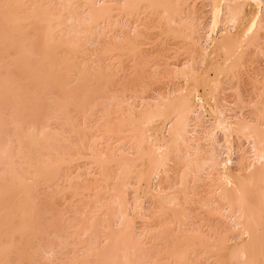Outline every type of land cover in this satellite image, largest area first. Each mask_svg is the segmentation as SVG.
Returning a JSON list of instances; mask_svg holds the SVG:
<instances>
[{
    "label": "rangeland",
    "instance_id": "1",
    "mask_svg": "<svg viewBox=\"0 0 264 264\" xmlns=\"http://www.w3.org/2000/svg\"><path fill=\"white\" fill-rule=\"evenodd\" d=\"M86 1L94 3L95 8L101 4L96 0H77L72 8L75 17L82 19L85 16L83 4ZM170 1L174 4L175 9L183 11L181 19L177 21L185 26L184 29L180 27L183 37L174 34L179 31L178 24H165L161 18L144 9H140L139 13H134L131 16H116L114 17L116 23L112 31L108 32L104 29L105 26L100 25L99 29L102 30L103 36L97 38L96 30L93 29L94 38L84 43L79 53L70 55L64 48L56 51L58 59L59 57H70V82L67 87L36 82L38 79L34 80V78L30 81V76L26 78L25 72H20L22 67L17 66L19 59L23 62L26 57L22 59L16 50L0 47V79L6 77L12 79L15 83L14 89L27 93L31 99L28 100L32 102V106L28 100L26 103L28 102L29 105L22 101L20 104H26V106H18L20 109L18 115L21 116V121L18 120V123L20 121L23 124L19 125L22 128L17 125L20 130L18 127L15 130L14 120L18 116L16 115L18 109L13 110L15 108L11 103L13 100L5 101L0 106V143L6 145L12 155L17 156L19 153L24 158L15 157L16 171L26 170V162L35 164L47 157L53 160L58 157L65 160L58 165L52 180L35 181L29 176H25V184L29 187L28 200L34 210L29 220L30 227L27 226L22 232L16 231L11 240H1L4 253L0 249V255L5 254L8 264H93L95 261L93 255H96L98 250L100 253L106 248L107 242H105L104 236L110 231L120 230L121 227L119 228L114 223L113 214L114 210L117 211L114 209L116 206L114 204L112 206L110 197L108 198L114 194L113 189L110 191L111 187L113 188L117 184V167L109 166L104 169L105 173L95 165L91 153L93 151L108 153L115 147L123 148V142L116 143L113 137L105 134V129L125 118L126 112L131 106L140 108L141 100L151 104L158 96H165L175 89L182 91L191 85V82L187 83L179 75H176L175 71L184 68L188 62L189 50L192 46L188 37L193 33L202 37L211 22L210 0ZM32 2L33 0H27L25 4L30 5ZM121 4L120 0H113L110 5L118 8ZM253 10L251 8V11ZM260 13L259 29L238 52L233 70L220 75L214 94L211 92L214 96L207 93L211 95V99L206 95L204 101L208 104L205 107L207 110L214 97L219 109L225 115L233 116L232 120L240 118L247 122L251 121L250 123H253L259 130L264 131V3ZM25 30V39L31 40V42L28 41L31 45L33 41L36 46L34 50L40 52L43 47L42 37L44 36H41L43 27L35 24ZM227 31L232 32V30ZM63 35L65 36V34ZM70 36L67 34V37ZM125 36L132 40V50L119 49L111 54L105 51L111 43L120 42ZM200 42L202 45L204 44L202 40ZM29 59L31 58L29 57ZM19 63L21 64V62ZM197 67L198 70L201 69L200 66ZM55 69L62 70L66 67L59 65ZM83 70L86 75L85 82H82L78 76ZM209 75L213 77L211 71H209ZM66 89L72 95V102L67 99ZM197 91L203 97V88L198 87ZM18 92L16 91L17 96L20 94ZM208 111L203 121L210 116ZM208 119H211V116ZM159 122L156 126L162 132L164 125L163 122ZM190 125V129H193V123ZM17 129L20 134L24 131L23 135L25 134V136L26 133H30L34 137L33 139L38 138L41 130L45 131L50 147L45 145L36 149L30 148L32 149L30 150V146L28 147L26 142L20 145L21 143L19 144L15 140L14 132ZM197 131L200 132V129ZM164 135L166 136V133ZM217 139L221 144L223 143L221 134L217 135ZM232 140L236 150L242 146L245 153H248L246 157L250 156L249 145L245 138L238 139L233 136ZM204 144L201 141L200 148L203 149ZM47 148L50 149V154L46 152ZM222 151L224 152V150ZM235 154L236 152L232 156L234 161L237 159V154ZM221 157L224 158V154ZM235 167L233 163L232 169ZM165 170L166 173L153 183L154 187L158 183L166 192L180 191L177 193L182 195L183 187L180 180L186 174L184 164L180 159H175L172 156ZM3 171L4 167L0 166V173ZM106 174H109L108 180H104ZM192 176H187L185 179L189 189L183 193L190 194L189 197H186L188 202L185 203L184 201L187 199L184 200L181 198L183 195H179V199L184 200L178 202L183 204L179 211L183 212L181 214H183L184 220L182 221L181 217L177 224L169 226L168 228L171 227L172 232L170 237L164 240L138 239L142 242L140 243L142 249L131 256L130 259L134 264H174V256L168 257L166 250H170V255H172L171 251L174 253L177 248L185 246L184 264H223L219 259L217 261L218 256L215 258L214 255L213 257V252L209 253L212 257L208 258L205 251L203 252L196 244L192 245V240L199 239V236L196 238L195 236L199 233L202 234L203 237L211 240L207 242L203 238L211 246L213 244L210 243H214L213 240H216L218 236L228 237L226 238L228 247L242 240L237 237L235 229L233 231L232 224L225 215H215L211 211L208 212L207 207L204 208L203 200L208 202L211 196L209 195L211 189L207 187L209 181H206L207 179L202 173ZM130 178H128L129 183L132 180ZM168 188L171 189L168 190ZM102 190L103 192L100 193ZM138 193L140 195L142 192L138 191ZM132 196L133 194L129 190L126 198L131 201ZM176 197L178 198V194ZM98 199L100 200L99 204L96 202ZM144 201L145 205L143 204V206L149 208L148 217H153L152 214L158 211V207L150 199ZM100 204L107 208L97 209ZM179 211L177 209V212ZM4 212L0 207V216ZM114 215L116 217V214ZM19 219L20 217L13 219V225L18 230L21 227ZM140 224L141 222L134 219L131 224L133 233L138 234ZM189 244L196 246H189L190 248L187 249ZM197 244H200V241ZM120 246H118L119 250L116 247L118 253L125 248L124 245ZM98 247L103 250L100 251ZM197 248L200 251L196 250ZM91 249L95 254L91 253ZM120 256L118 257L119 263L124 264V260Z\"/></svg>",
    "mask_w": 264,
    "mask_h": 264
},
{
    "label": "bare ground",
    "instance_id": "2",
    "mask_svg": "<svg viewBox=\"0 0 264 264\" xmlns=\"http://www.w3.org/2000/svg\"><path fill=\"white\" fill-rule=\"evenodd\" d=\"M26 1L0 0V47L16 50L22 59L26 57L23 62L19 59L17 66L22 67L20 72H25L26 78L30 76V81L34 78V80L38 79L36 82L58 84L61 87H67L70 82V57H59L58 59L56 51L64 48L70 55L79 53L83 44L94 38L93 29L96 30L97 38L103 36L102 30L99 29L100 25L105 26L104 29L111 32L116 23L114 20L116 16H131L139 13L140 9H144L161 18L165 24H178L179 31L174 33L176 36H181L182 30L180 32V29L185 28L183 23H177L183 11L175 9L170 0H120L122 4L118 8L110 5L113 0H96L101 2L97 8L93 6L94 3L86 1L83 4L85 16L82 19L75 17L72 12L77 0H33L30 5H26ZM263 3V0H210L211 22L202 37H198L197 33L188 37L192 43L188 62L184 68L175 71L176 75L187 83L191 82V85H188L189 87L187 86L185 90L175 89L165 96H158L151 104L141 100L140 108L131 106L125 118L117 121L113 126L106 127L105 134L113 137L116 143L122 141L123 148L115 147L108 153L93 151L91 154H93V162L101 170L105 171L104 169L109 166L117 167V180L115 179L117 184L111 187L110 191L113 189L114 194L108 198L110 197L111 205L114 204L116 206L114 209L117 210L113 212L116 214V217L113 214L114 223L121 228L118 231H110L104 236L107 242L106 248L102 251L101 247H98L102 252L98 253V250L96 255H93L95 257L93 264H121L118 259L120 255L124 264H134L130 259L131 256L142 249L140 246L142 242L138 239L164 240L170 237L172 230L168 227L177 224L183 215L181 214L183 212L179 211L183 204L178 202L184 201L190 195L184 194L189 189L185 179L187 176L198 175V173L205 176L206 181H209L207 187L211 189L208 202L203 200L204 208L207 207L208 212L211 211L215 215H225L230 220L233 231L235 229L237 237L242 240L228 247L226 245L228 237L218 236L217 238L220 239L213 240L214 243H210L213 244L211 246L205 242L211 240L203 237L202 234L201 236L198 232L199 235L195 238L199 236L202 240L195 239L196 243L192 240V245L196 244L203 252L205 251L208 258L212 257L213 252V257L218 256L217 261L219 259L223 264H264V131L259 130L253 123H250L251 121L247 122L240 118L232 120L233 116L229 117L219 109L214 97L212 105L209 104L207 109L211 119H208L210 117L208 116L203 121L207 114L205 107L208 105L204 99L207 96L211 99V92H214L220 75L233 70L238 52L259 29ZM58 6L59 8H56ZM251 8L254 10L251 11ZM35 24L43 27L41 31V36H44L42 37L43 47L40 52L34 50L36 46L33 41L31 45L29 43L31 40L25 39V29ZM227 30H232V32ZM67 34L71 36L67 37ZM132 43V40L125 36L120 42L111 43L105 51L109 54L119 49L130 51ZM59 65L65 66L66 69L56 70V66ZM197 66L201 69L198 70ZM209 71L213 73V77H210ZM84 74L83 70L78 75L82 82L86 80ZM14 84V81L8 77L0 79V106L9 100L10 102L13 100L11 102L15 106L13 110L18 109V106L29 105L30 96L17 88L15 90ZM198 87L203 88V97L197 91ZM16 91H19V96ZM66 93L68 101L72 102V95L68 89ZM21 102L26 104L21 105ZM30 104L32 106L31 101ZM16 111L18 115L20 109ZM20 119L21 116L18 115L14 120L15 130L21 124ZM18 120H20L19 123ZM159 121L164 125L162 132L156 126ZM191 123H193V129H190ZM18 129L14 133L15 140L21 143L20 145L26 142L25 144L30 146L29 149L45 145L50 147L45 131L41 130L38 138L33 139L30 133H26L27 137L23 135L24 131L20 134ZM199 129L200 132L197 131ZM218 134L223 137L222 144L217 139ZM233 136L238 139L245 138L249 145L250 156L246 157L248 153H245L242 146L235 149L234 143L232 144ZM201 141L205 143L203 149L200 148ZM48 149L46 152L50 154V149ZM235 152L237 159L234 161L232 156ZM223 154L224 158L221 157ZM20 156L19 153L17 156L12 155L8 147L0 143V166L4 167V171L0 173V207L5 211L0 216V249L3 253L2 239L11 240L16 231L22 232L27 226L30 227L29 220L34 207L28 200L29 187L25 184V176L35 181L52 180L58 165L65 162L63 158L58 157L53 160L47 157L35 164L26 162L24 163L26 170L17 172L14 159L15 157L19 159L22 157ZM172 156L180 159L186 170V174L180 180L183 196L177 193L180 191L166 192L158 183L156 187L153 185L162 174L166 173L165 168ZM233 163L236 166L235 170L232 169ZM108 175L106 174L104 180H108ZM129 177L132 178L130 183L128 182ZM129 190L133 194L131 201L126 198ZM138 191L142 193L139 195ZM102 192L103 190L100 193ZM179 195L184 200H180ZM145 199H150L158 207V211L152 214L153 217L147 215L149 208L143 206ZM98 200L96 202L99 204L100 200ZM184 202L187 203L188 199ZM101 205L103 204H100L97 209L106 207ZM16 217H20L19 230L13 225V219ZM134 219L141 222L138 234L133 233L131 228ZM181 220L183 221L184 217ZM203 238L206 240L204 241ZM199 241L200 244H197ZM190 244L187 249L190 248L189 246H196ZM120 245L125 246L120 252L123 254L116 251V247ZM185 247L177 248L174 253L171 251L172 255H170V250H166V254L171 258L174 256V264H184ZM0 264H8L5 254L0 255Z\"/></svg>",
    "mask_w": 264,
    "mask_h": 264
}]
</instances>
